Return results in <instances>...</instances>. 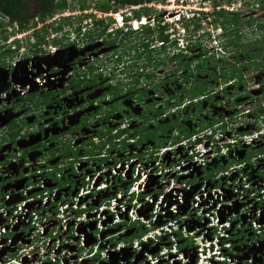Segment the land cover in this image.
I'll return each instance as SVG.
<instances>
[{
    "label": "built area",
    "instance_id": "built-area-1",
    "mask_svg": "<svg viewBox=\"0 0 264 264\" xmlns=\"http://www.w3.org/2000/svg\"><path fill=\"white\" fill-rule=\"evenodd\" d=\"M165 3L178 5L180 21L202 18L203 13L214 17L216 11L235 6H215L216 0ZM125 12L131 15L129 8ZM94 13L96 18L91 11L73 12L69 7L44 20L35 18L29 29L20 31L15 23L0 33V55L17 53L5 59L7 68L2 69L10 77L0 95V110H7L11 97L18 100L31 92L27 78H34L38 59L51 60L59 51L52 43L78 27L84 14H89L82 25L84 33L95 19L109 16ZM121 21L118 18L122 26ZM178 31L179 46L185 50L190 44L187 37L194 42L203 33L190 36L181 23ZM37 35L45 42L39 43ZM71 37L79 49L84 48L77 35ZM64 68L68 71L71 66ZM60 71L52 76L45 73L36 81L41 86L57 81ZM251 101L250 110L232 117L224 112L218 122L197 129L191 138L169 141L162 148L102 156L109 159L105 165L88 157L57 159L25 151L22 137L27 133L18 120L10 129L0 118V137L16 138L0 150V264H260L264 260V114L254 111L257 98ZM239 115L244 124L236 122ZM71 161L75 163L70 165ZM219 166L223 168L218 171ZM153 200L160 210L147 216L144 209ZM137 223L149 231L139 239L125 238ZM163 240L157 254L149 255L141 246L133 251L139 244L154 246ZM141 253L145 257L137 263Z\"/></svg>",
    "mask_w": 264,
    "mask_h": 264
},
{
    "label": "flooded vegetation",
    "instance_id": "flooded-vegetation-1",
    "mask_svg": "<svg viewBox=\"0 0 264 264\" xmlns=\"http://www.w3.org/2000/svg\"><path fill=\"white\" fill-rule=\"evenodd\" d=\"M66 1L68 3V8L70 7L73 12H76L77 8H79L80 11H85V9H87L90 5L88 2L89 0ZM221 1L229 4H234L235 2V4H240L243 7L246 5L244 9L246 7L248 8L249 3H252V8H255L256 11H261L264 15V0H243L242 3L238 0H216V2ZM61 3L62 0H56L55 7L57 4ZM103 3L108 4L107 2ZM164 3L165 0H156L154 2H151V0H145L140 4H146V6H149ZM108 5L117 9L129 6V4L124 3L123 0H110V4ZM25 6L28 7L29 13L32 14H43V12L47 9L45 5L40 3L38 0H16V2H10V0H0V29L3 31L5 30L7 24L11 25L12 22L19 21L21 18L23 19L25 13L24 9L26 8ZM12 9H15L17 18H12L7 14H2ZM147 11L151 12L148 18L153 19V22H150L149 24L157 22L159 26L163 28V20L166 16H162L163 18H161V16H154L152 15L151 10L140 9L138 12H134V19H137L138 17L136 18V16L139 14L142 15L143 13V15H145L144 13ZM88 15L89 14H84V17H82L78 22L81 27H76L74 29V31L82 37L80 42L84 44V48L72 51L68 54H72L74 58L76 57L65 64V67L71 66V68L67 71H70L69 73L72 72L71 75L67 76L68 79L64 82L59 80L60 83L56 84L55 88L51 90L44 89L36 93H25L22 94L18 100L11 97L12 99L10 100L11 105H9V111H11L12 114H14V111L21 114H17L19 126L21 131H26L27 133L22 137L23 140H25L24 144L28 143L27 145L30 146L26 151L29 150L36 152L38 155L42 154L47 157L52 156V158L56 156L57 159H63L68 156L67 153L69 150H72V152L79 151V154L84 155V145L91 142L98 148V152L102 153L104 144L107 146L109 143H113L115 146L116 144H119L121 140V138L118 137L119 127L124 121L129 123L130 130L140 129L141 134H144L145 136H149L150 132H152V136L156 137L155 141L166 137V135L161 134V128L159 126H164V124L170 125L175 122L172 118L166 119V121H169L168 123H164V120L161 119L163 116L162 113L164 112L163 108L166 107L167 98L156 102L155 97L159 98V94L155 93V96H149V91L151 90L150 85L152 84L158 86V89H161L164 86H172L173 89H176L173 94L175 96L178 92H182L184 89L183 86L186 84L184 81L185 71L183 73V70L187 59H185L184 55L177 50L175 41L170 39L171 35H169V33L171 31L168 30L170 26L164 31V36L169 37V42L159 38V26L155 29H153V27H144L139 29L136 33L123 32L121 34L109 27L103 35L102 29L95 26L94 28L88 29L84 33L82 25L84 21L88 19ZM227 16L240 18V16L244 15L242 10H238L234 7L233 12L225 13L224 18H227ZM243 19L246 20V17H243ZM226 20L229 22L234 21H230L229 18ZM253 21H255V23L251 26L253 29L250 31L258 30V32L262 35L261 30H259V25L264 24V22H259V20ZM26 23H28V21ZM240 27V24L235 25L229 23L228 30L233 33L232 37H227L229 41H236L234 37L237 36V32L240 35L242 34V32H240ZM149 29L155 30L156 34L152 36ZM140 33H145L146 36L142 39H137L135 35H139ZM94 34L101 35V39L95 43H88L90 36ZM114 41L116 42L113 45L106 44ZM231 47L232 49L235 48L232 45ZM193 51L201 52L196 55L195 60L193 58L187 60L188 62H193L191 66L193 74L195 76L199 73L207 74V69L203 65L204 61L207 60L205 52L199 48H195ZM137 55H142V57L138 59L136 57ZM5 59V57L0 58V95L3 94L5 85L7 84L6 81L10 77L9 73L3 72V70L5 71L7 68V62ZM233 61V59H230V63H234V65L238 66V64ZM210 62L211 61L209 60V64ZM172 64L175 66L176 71L168 75L160 74V70L165 69ZM204 69H206L205 72H203ZM212 74L213 73L210 74V77H212ZM194 75L191 77V87H194V85L196 86L198 82H205L204 78L198 81L195 80ZM118 83H122L123 85H126L125 87H128L127 90H129V92L124 89V92L128 94H120L116 92L118 91ZM174 84H177L176 88ZM145 86L146 88H144ZM98 87L106 90L105 93L103 91L104 94L102 93L105 98L107 97V99H109L111 97V99H113L112 102L114 103L107 107L108 112H110V106L117 108V111L113 113V115H108V113L103 110V108L106 107L103 106L100 107L99 111L95 110L93 113H86V107H94L97 101H99L98 99H100L98 98L95 100L97 97L94 99H88L87 96L89 94L87 95V93L94 91V89H97ZM195 90H197V87ZM146 91V95H143L141 99L138 98ZM71 94L82 98L80 106L75 107L73 110L67 108L63 102V97L67 95L70 96ZM173 95L170 97H174ZM103 96H101V98ZM36 99L42 100L43 102H37ZM24 100L31 104L32 107L23 105ZM30 100H35L37 103L33 104L29 102ZM214 101L215 98H213V101L207 100L202 103L203 105L200 104L201 109H198V107L195 109V111L191 114V117L194 118L196 123H206L205 120H200V118H202L203 115H210L212 113V108L218 104L217 100L216 102ZM126 102H129L127 111L130 116L127 119L122 116L121 121L117 120L119 125L116 128L111 129L103 127L99 131H95L92 136H90L89 133L85 134L86 131L93 129V126L98 123V120H100V123L105 120L116 121L115 117L120 114L119 112L122 111L120 110L121 108H125ZM2 104L3 102H0V108ZM204 104L208 105L207 109L203 108ZM135 106H137V109H141V112L138 114L136 109H133ZM159 106L162 107L158 108ZM74 112L77 113V124L70 127L66 124V120L72 113L74 114ZM11 123L12 121L9 124ZM173 128H182V125L177 124ZM15 139L16 138L14 136L11 138L0 137V150L5 144H12ZM138 139L139 138H137V140ZM93 145H88V150H93ZM100 155L101 154L97 155V157ZM260 264H264V260H262Z\"/></svg>",
    "mask_w": 264,
    "mask_h": 264
},
{
    "label": "clouds",
    "instance_id": "clouds-1",
    "mask_svg": "<svg viewBox=\"0 0 264 264\" xmlns=\"http://www.w3.org/2000/svg\"><path fill=\"white\" fill-rule=\"evenodd\" d=\"M238 1L241 2V3L243 2V0H238ZM88 2H89L90 5L85 10L91 11V15L90 16H93L92 18H96V14L94 12H98V11H100L98 13H104V14H109L110 15V16H108L104 20H96L95 19V22L96 21H105L106 23L109 24V22H107V19H111L110 17L112 16V14H114L113 15V21L112 22H115V23H112L111 22L110 23V25H111L110 28L113 29L112 28L113 26L116 27L114 29L115 31H117V30H123V31H125L124 28H125L126 24L129 27V29H131V27H132V29H133L134 32H137L139 29L144 28V27H151L152 24H154V23L149 24L150 23L149 22L148 24L139 26V24L140 23H143L145 21V18L148 17V16L143 15V13H142V16L140 18H137L136 17L137 19H134V17H133L134 12H138V10L142 9V7L139 8V9H137L136 7H138L140 5H146V4L126 6L123 9L121 8L120 10L117 9V8H112L110 11H102L101 9H99L97 7V5L99 3L96 4L94 2V0H89ZM103 2H107V3L110 4V0H102V2H100V3H103ZM222 5L228 6L229 8H232V6L235 5V2H234V4H229V3H226V2L221 1V2H216V5L215 6H222ZM128 8L130 9V12H131V15L130 16H127V12H125L126 9H128ZM66 9H68V7ZM66 9L58 10V11L54 12L51 15H54L55 13L60 12V11H64ZM91 9H93V10H91ZM227 12H233V10L232 9H230V10L223 9V10L216 11L215 14H214V17H211V15H209L208 13H203L202 14V18H199V19H193V18L187 19L186 17H183V19L181 21L178 20V18L176 17L177 14H178V13H176L173 18L172 17L169 18V19H174V21H169L168 19L167 20L166 19L163 20L164 21L163 22L164 23L163 24V27L166 28V27H169L170 26V28L168 29L169 31H171L169 33V35H171L170 39H172L173 41H175V44L177 45V50L180 51L184 55V58L187 59V60H190L191 58H193L195 60L196 59V55L198 53H201V52H195V51H193L196 46H199L197 48L202 49L205 52L206 59L207 60H212L213 63L216 61V59H218V57H222L223 59H229L228 58L229 56H233L236 59L237 56H238L237 54H239V53L238 52H234L233 49L232 50L228 49L229 45L226 43L227 42L226 41L227 37L225 36L227 32H226V29L222 25V22L224 20V17H222L221 15L224 14V16H225V13H227ZM51 15H48V16H51ZM116 15H118V16H116ZM37 17H40L42 20H44L42 18V16H40V14H37V15H34L33 18H31L28 21V23H26V26L28 28H21V25H20V22L19 21L12 22L11 25L10 24H7L5 28L13 27L14 24L16 23L18 25L20 31L29 29L31 27L34 19L37 18ZM118 18H122V21H121V23H123L122 26L120 25V23H118ZM165 18H167V17H165ZM207 18H212V21L210 22L208 20H205ZM179 23H181L183 25V27L189 32L190 36H191L192 33H193L192 36H197L198 34L195 35L194 32L195 33H200V31H202L205 27H207L206 30H205V32H203L201 34L200 38H198L194 42H191V40H192L191 37H187L186 38V41L190 43L188 45V47H189L188 50L182 49L179 46V37H178V34H179L178 24ZM204 23H206V25H204ZM131 24H132V26H131ZM197 25L199 26L198 28H196ZM95 26L96 25L94 23V26L92 28H94ZM80 27H81V25L78 26V28H80ZM211 29H212L213 32H216V33L214 34L212 32H208L207 31V30H211ZM60 30H62V28H60L58 31H60ZM250 32L251 31H249V33ZM72 34L77 35L78 38H80V39L82 38L78 33H76L74 31V29L71 30V31H68V32H66V33L63 34L64 39L60 42L59 45H57L56 42H53L52 43V45L54 44L55 46L59 47V51L57 52L56 55L52 56V59L51 60L42 59V58H39L38 59L37 65H36V73H35L36 75L34 74V78L33 79H31L30 77L27 78V79H29V82L32 83V90H31L30 93H36V92L41 91V90H44V89H46V90L54 89L55 86H56V84H59L60 83L59 80L62 81V82H64V81H66L68 79L67 76L72 74V72L69 73L70 71L67 72V70L65 68H64L65 71H62V69H61V67H64V65L67 64L70 60H73V59L76 58V57L74 58L72 56V54L69 55V56H66L67 55V52L70 51V50L71 51L80 50L78 48V44L76 43V41H73L72 40V37H71ZM214 38H215V40H214ZM203 39H206V40L211 39L212 41L209 43V46H207L206 44H204V43H206V40L203 41ZM38 42L39 43H42V42L44 43L45 40L43 38L42 42H40L39 40H38ZM212 44H215V45L214 46H210ZM188 52H190L191 54L189 55ZM221 54H223V55H221ZM60 56H63V57H62V60L59 61L58 59H59ZM187 60L185 61V63L187 62L190 65V68H191L193 62L192 61L191 62L190 61L188 62ZM235 62L236 63H239L237 60ZM58 71L61 72L59 76H61L62 79L60 77L59 79H57V81L48 82V83H45L42 86L36 81L37 79L41 78L45 73H49L52 76V75L58 73ZM183 73H184V70H183ZM191 73H192V76H193L194 74L192 72V68H191ZM220 82H221V80H220ZM263 82H260L261 83V87H264L263 86ZM200 83H202V82H200ZM198 84H199V82H198ZM229 84H231V83H229ZM228 86H226V87L229 88ZM183 88L184 89L182 90V92L181 91L178 92V94L175 97H168L167 98V100H166V107L163 108V111L164 112L162 113L163 116L161 117V119L165 120V119H168V118H172L175 121H178L179 120L177 124L182 125V128L184 126L186 128H188L189 131L191 132V136L189 138H191L192 135H194L197 132V129L198 130L206 129L207 127L212 126L216 122H218L219 119L218 118H215L209 124L208 123L199 124L200 122L199 123L198 122L196 123L195 120H194V118L191 117V114L195 111V109L198 106H200V104H202L203 102H205L209 98H211L212 95H210V92L208 91L206 94L201 95V96L193 99V98H191V94L188 96V92L191 91V89L193 90V87H191L190 85H188V86L184 85ZM185 88H187L188 90L186 91ZM217 91L219 93V89H217ZM253 91H255V90H253ZM214 92H215V90H214ZM245 92H247V94H248V91L247 90H244L243 92H240V94L243 93L245 95ZM256 93H258V92H256ZM240 94H239V96H242ZM263 96H264V89H263L262 94L257 98V104H259V105H257V106L254 107V111L261 112V113L264 114V98H263ZM248 98L249 97L247 96L246 98L243 99V101L244 100L247 101ZM251 98H255V94L254 93H253V96H251ZM188 110H190V111L189 112H185V111H188ZM5 111H6V113H5ZM5 111L4 110H0V118H1L2 122H6V125L10 129H12V128H14L16 126L17 120H19V119H17V117H18L17 114H20V113L14 111V114H12V113L11 114H8L9 107ZM173 111L175 113H173ZM181 112H185V113L181 114ZM2 113H4L5 115L2 114ZM14 116H15V118H14ZM11 121H12V123L9 124ZM189 121H191V122H189ZM187 122H189V123L187 124ZM256 123L257 122H255L254 124H256ZM125 129H127V130L130 129V125H129L128 122H125L124 121V122H122L121 126L119 127V132L120 131H123ZM179 129H181V128H173V132H172V135H171V139L169 141L176 142L178 140H182L183 138L184 139H188L187 137H184L181 134V131ZM122 140H124V138H122ZM131 141H134V139L131 138ZM24 146H26L27 148H29V146L26 145V144H24ZM129 147H132V149H129L128 148L129 149L128 152L130 150H136L132 143H131V145H129ZM152 147L155 148L154 145L151 146V148ZM146 148H147V146H141V149L140 150L141 151H144ZM117 150H118V148H116L115 151L113 150L112 152H109L108 151V148H103V152L100 153V152H98V149H95V150H93V151H95L94 154L87 155V156L84 154V155H79V157L80 156L81 157H88V158H90L91 161L96 162L97 164L100 163V164H104L105 165L107 163V157L106 158H103L102 156H105V154L107 156H109V155H114V154H118V153H123V152H121L119 150H118L119 152L116 153ZM25 151H26V149H25ZM99 154H101V155L99 157H97V155H99ZM66 158H69V157H65L63 159H66ZM117 159H118V157H117ZM143 228L145 229V231H144V234L142 236H144L146 234V232L149 231L145 227H143ZM142 236H139V237L135 236V237L132 238V240L133 239H139Z\"/></svg>",
    "mask_w": 264,
    "mask_h": 264
},
{
    "label": "rangeland",
    "instance_id": "rangeland-1",
    "mask_svg": "<svg viewBox=\"0 0 264 264\" xmlns=\"http://www.w3.org/2000/svg\"><path fill=\"white\" fill-rule=\"evenodd\" d=\"M94 2L97 4V3L102 2V0H94ZM251 4L252 3H249L248 8L246 7L245 9H244V7L246 6L245 4H244L245 5L244 7L241 6L240 4H235L234 7L236 9H238V10H242L244 16H240V18H235V17L232 18V17H229V16H227V18L225 17L226 19L229 18L230 21H233L234 20L233 22H230V24H235L236 25V23H234L235 22V19H237L240 22L239 24L241 25V27H240L241 29L240 28L239 29H240V32H242L241 37L238 38V36H235L234 39L235 40H240L241 39V41H243L244 45L246 44L245 43L246 40L247 41L248 40H254L255 38H257V36H255L254 33H249V31L252 30L253 28L252 27H249L247 25V22H250L251 20H257V21L259 20V22H261V21L264 22V15H263V13H261V11H256L255 8H252V5L253 4L252 5ZM142 10H151L152 11V15H154V16H166V17L169 16V18H171V17L173 18L174 15L177 12L180 11V8H178V5H172L171 3H169V4L164 3V4H156V5L143 6L142 7ZM98 12H100V11H98ZM98 14L102 15L101 13H98ZM34 15H37V14L34 13ZM113 15L114 14H112V16L110 17L111 19H107V22H109V25L113 21ZM243 17H246V20L243 19ZM248 18H250V19H248ZM241 20H243V21H241ZM112 23H115V22H112ZM131 26H132V24H131ZM139 26H141V24H139ZM158 26H159V24L156 22V23L152 24L151 27H153V29H155ZM112 28L115 29L116 27L113 26ZM206 28L207 27H205L200 32H205ZM236 29H238V28H236ZM124 30H125V31H123L124 33H136V32L133 31L132 27H131V29H129V27L127 26V24H126ZM139 32H141V31H139ZM213 33L215 34L216 32H213ZM141 34H143V35H141ZM194 34L197 35L199 33H195L194 32ZM192 35H193V33L191 34V36ZM144 36H146L145 33H140L139 35H135V37L137 39H142ZM243 38H245V39L243 40ZM234 39H231V40H234ZM205 40L206 39H203V41H205ZM211 41H212L211 39H208V40H206V43H204V44H206L207 46H209V43ZM226 41L228 42L229 40L226 39ZM56 43H57V45L60 44L59 41H56ZM214 45L215 44H212L210 46H214ZM260 47L263 48L264 45H262ZM260 47L259 48H256V47L252 48L251 49V53L258 52V50L260 49ZM71 52H72L71 50L68 51L66 56H69L68 54H70ZM238 53H239V55H241L240 52H238ZM16 55H17V53H12V54L1 55V57H5V58L12 59ZM221 55H223V54H221ZM62 57L63 56H60L58 60L59 61L62 60ZM228 58L229 59H223L222 57H218V59H216V61L214 63L212 62V60H210L211 61L210 64H209V60H207V63L205 64V68L207 69V71H206L207 74L206 73H202V74L199 73L195 77V80H197V81L198 80H201L202 78H204V79H207L208 78L207 79V82H209V84L207 82H202V84H203L202 86L204 88H207L209 90V92H211L210 95L217 96L216 98L213 96L215 98V101L214 102H216V100H217V103L218 104H216L212 108V113L210 115H203L202 118H200V120L203 119L208 124L212 120H214L215 118H220L221 116H223V113L224 112L227 115H231L232 114L231 115V117H232V116H235L238 113H241L245 109H249L250 110L252 108V106H253L252 101L251 100H247V101L244 100L243 101V99H238V101L236 103L237 106H235L234 104L233 105L231 104V108H230L229 102L232 103V101H228V99H232L231 96L233 97V96H236L237 95V97H238L239 92H243L244 90H247L249 93H251L253 90H255L252 93L255 94V98H258L262 94L263 89H264V87H260V88L258 87V85L260 84V82H263L264 81V71L258 69L256 66H253L252 67V66L246 65L245 68L241 69V71H242L241 73L244 76L245 84H243L241 86H237V83L234 84V85H231L232 83L229 84V86H228L229 88H226V90L229 91V95H228V97L227 96H224L222 94V89H221V86L222 85L221 86L220 85H215L213 78L210 77L211 76L210 74L211 73H213V74L216 73L219 76L220 74H222V71L224 69H229V68H232V67H236V65H234V63H230V59H233L234 61H236V59L233 56H229ZM240 60L243 61V62H246L247 59L240 58ZM174 71H176V68L172 64L169 67L160 70V72H161L160 74H164V75L167 74L168 75V74H172ZM223 83H224V81H221L219 84H223ZM177 84H174L175 88L177 87ZM150 87H151V90L149 91L150 92L149 93V96H152V95L155 96L154 95L155 93L156 94H159V98H156L155 97V101L156 102H159V101H161L164 98L170 97L171 95H173L175 93V90H176V89H173L172 86H169V87L164 86L161 89H158V86L152 84V85H150ZM144 88H146V86ZM223 88H225V86H223ZM127 89H128V87H126L125 91H127ZM177 89H180V88H177ZM217 89H219V93H218ZM214 90H215V92L213 93ZM103 91H104V93L106 92V90H103V89H101V87H98L97 89H94V91H92L90 93H87V95L89 94L87 97H88V99L89 98H93L94 99V98L97 97L95 99V100H97L98 98H101V96H103V94H104ZM119 91L121 92V94H128V93L124 92L123 90H119ZM256 92H258V93H256ZM190 94L191 93L188 92V96ZM173 96L175 97V95H173ZM263 98H264V96H263ZM63 99H64L63 102L65 103L66 107L69 108V109H71V110H73L75 107H79L80 104H81V102H82V98L81 97H76V96H74L72 94L70 96H68V95L67 96H64ZM225 99L227 101H225ZM36 100H37V102H39V101L43 102L42 100H38V99H36ZM98 100L99 101H97V103L95 104L94 107H86V110H85L86 113H90V112L93 113V112H95V110H98L99 111L100 107L103 106V107H106L107 108L110 104L114 103V102H112L113 99H111V97L109 99L105 100V101L104 100H101V99H98ZM240 104H243V105L240 106ZM128 105H129V102H126L125 108H121L120 109L122 111L119 112L120 113L119 115L116 114L117 115L115 117V120L116 121H113V120H105V121H101V123H100V120H98V123L93 126V129H91L89 131H86L85 134L89 133V135L92 136L93 133H95V131H99L103 127L111 128V129L116 128L119 125L118 122H117V120L121 121L122 116L124 118H126V119L130 116L129 113H128V111H127L128 110ZM161 107L162 106H159L158 108H161ZM203 108L204 109H207L208 108V105L204 104ZM133 109H136L137 114L139 112H141V109H137V106H135ZM189 111L190 110L185 111V112H189ZM185 112H181V114H183ZM173 113H175V112L173 111ZM76 115H77V113L74 112V114L72 113L69 116V118H67L66 124L68 126L73 127L74 125L77 124V121H76V117L77 116ZM168 122L169 121H166V119L164 120V123H168ZM189 122H191V121H189ZM189 122H187V124ZM236 122H238L239 124L240 123H243L244 124L245 123V119L239 115L238 118L236 119ZM248 125L250 126V125H254V124L251 123V122H248ZM23 141H25V140H23ZM92 147L94 148L93 150L96 149L94 145ZM116 148H118V147H116ZM129 149H132V147H129ZM118 150L120 151L121 148L120 149L118 148ZM118 150L116 151V153L119 152ZM79 155H82V154H79ZM105 156H107V155L105 154ZM107 160H109V159L107 158ZM124 184H125V188H126L127 187V183H124ZM149 192L150 193H153L152 189H149ZM106 198H108V197H106ZM153 198H156V195ZM159 210H160L159 204H157L156 201L153 200V202L151 203V206H148L146 209H144V211H145L144 213H146L147 216H149L150 214L152 216H154L153 213L156 212V214H157V212H159ZM143 231H145V229H143ZM137 234H138V232H137L136 228H133L130 231H127L126 234H124V235H125V238H130V237L137 236ZM163 243H164V240L162 242L155 243L154 246H151L150 244L149 245L148 244H139V248H136L135 250H133V248H130L129 247L128 248L129 249L128 251L133 250L135 252H138L141 249V247H143L144 250L147 251V253L149 255L150 254H157V253H159L160 248H161V245ZM139 255H137V256H139ZM144 257H145V253H141V255L139 256V260L137 261V263L140 262V261H142V259Z\"/></svg>",
    "mask_w": 264,
    "mask_h": 264
},
{
    "label": "trees",
    "instance_id": "trees-1",
    "mask_svg": "<svg viewBox=\"0 0 264 264\" xmlns=\"http://www.w3.org/2000/svg\"><path fill=\"white\" fill-rule=\"evenodd\" d=\"M12 1L16 2V0H10V2H12ZM20 1H23V0H20ZM38 1L40 3H42V4H44L45 7L47 8L45 10V12H43V14H40V16H42L43 19H45L48 15H51V14H53L54 12H56L58 10H63V9H66L68 7V3H67L66 0H62V3L61 4H57L56 7H55L56 0H38ZM144 1L145 0H123V2L126 3V4H129V6L139 5L141 2H144ZM154 1H156V0H151V2H154ZM108 4L99 3L97 5V7L99 9H101L102 11H110L112 9V7H110ZM25 7H26L24 9L25 13H24V16H23L24 18L23 19L22 18L19 19V21L21 22L20 23L21 24V28H28L25 25V23L27 21H29L31 18H33V16H34V14L29 13L28 7L27 6H25ZM150 13H151L150 11H147L144 14L146 16H150ZM2 14H5V15L7 14V15L11 16L12 18H17V15L15 13V9H12L10 11H6V13H2ZM141 16L142 15L139 14L136 17L140 18ZM221 16L224 17V14H222ZM229 23L230 22L227 21V20H223V22H222V25L226 29V32H227L226 35H225L226 37H229V36L232 37L233 36V33L229 32V30H228ZM234 23L239 24L240 22L237 19H235ZM254 23H255V21L251 20L250 22H247V25L249 27H251V26L254 25ZM95 25H96L97 28H99V29L101 28L102 29V35L106 33V31H107V29L109 27H111V25H109L105 21H96ZM198 27L199 26L197 25L196 28H198ZM0 28H1V26H0ZM167 28L168 27L161 28L159 26L158 27V31H159V38L161 40H165V41L169 42V39H168L169 37L164 36V31ZM149 30H150V33L152 34V36L156 34L155 30H151V29H149ZM259 30H261L262 35H261V33L258 32V30L251 31L250 33H254V35L257 36V38H255L254 40H248V41L246 40L245 41V43H246L245 45H244L243 41H241V39L240 40H236V41H228L227 42L228 45H229L228 49L232 50V47H231V45H232V46L235 47V48H233L234 52H240L241 55H238L237 58H236V60L239 62V63H237L238 66L236 65V67H232V68H229V69H224L222 71V74H220L219 76L216 75V73L212 74V78L214 80L215 85H220V86L222 85L221 89H222V94L224 96L228 97V95H229V91L226 90V88H227L226 86H228L229 83H232L231 85H234V84L237 83V86H241V85L245 84L244 76L241 73L242 72L241 69L245 68L246 65H249V66H252V67L256 66L258 69L264 71V49H263L264 47L263 48L260 47V46L264 45V24H260L259 25ZM116 32L121 34V33H123V30H117ZM0 33H2V29H0ZM236 34H237L238 38L241 37V35L238 32ZM101 37H102L101 35L94 34V35L90 36L88 43H95L99 39H101ZM37 39L40 42H42V40H43V38L40 37L39 35H37ZM244 39L245 38H243V40ZM115 42L116 41L110 42V43H106V44L107 45H113V44H115ZM197 47H199V46H196L195 48H197ZM254 47H256V48L260 47V49L258 50V52L251 53V49L254 48ZM136 57L139 59L140 57H142V55H137ZM240 58L247 59L246 60L247 63L241 61ZM206 63H207V60L204 61V64H203L204 67H205ZM184 66H185L184 67V71H185V74H184V78L185 79H184V81L186 82L185 85L188 86V85L192 84V81H191L192 73H191L190 65L188 63H185ZM205 71H206V69H204L203 72H205ZM220 80L224 81V83L223 84H219ZM205 82H207V80H205ZM207 83L209 84V82H207ZM118 84H119L117 86L118 91H116V92L121 94V92L119 90H123L124 91V89H126V87H125L126 85H123L122 83H118ZM202 85H203L202 83L196 84V86L194 85V87H193L194 90L191 89V91H189L191 93V98H193V99L197 98V97H199L201 95L206 94L209 91L207 88H204ZM223 86H225V88H223ZM263 86H264V82H263ZM196 87H197V90H195ZM185 90L187 91L188 89L185 88ZM127 92H129V90H127ZM146 94H147V91L143 92L138 98L141 99V97L143 95H146ZM239 94H240V92H239ZM239 94H238V97L236 95L232 99H230V101H232V103L229 102L230 106H231V104L232 105L234 104L235 106H237L236 103H237L238 99H244V98H246L248 96L247 92H245V95L243 93L240 94L242 96H239ZM106 95H108V94H106ZM134 95H136V94H134ZM248 97L250 98V100H252V98L250 96H248ZM213 98L214 97L211 96V98H209L208 101H213ZM100 99L105 101L107 99V97L105 98V96H103ZM29 102H31L33 104L37 103L35 100H30ZM23 105L31 106V104H29L26 100L23 101ZM110 107H111L110 112L107 111L108 108H103V110L106 113H108V115H113V113H115L117 111V108H114V106H110ZM198 109H201V106H198ZM178 121H175V122L171 123L170 125L169 124H164V126H159L161 128V134L166 135V137L161 139V140L155 141L156 137L152 136L153 135L152 132H150L149 136H145L144 134H141V132H140L141 130L140 129L139 130L138 129H135V130H130V129L127 130V129H125L123 131H120L119 134H118V137L121 138L119 144H116V146H115V145H113V143H109L108 146L106 144H104L103 147L104 148L108 147V151L112 152L113 150L115 151V149H116L115 147L119 146L121 148V150H120L121 152H128L129 145H131V143H130L131 138H133L134 139V143H132V144H133V146L135 147V149L137 151H139L141 149V146H147V148L150 149L151 146L154 145L155 148H161L164 145H166L169 142V140L171 139V135H172V132H173V127H175L177 125ZM179 130L181 131V134L184 137L189 138L191 136V132L185 126L183 128H181V129H179ZM122 138H124V140H122ZM137 138H139V139L137 140ZM88 145H93V144L91 142H89V143L84 145L83 149L85 151L83 150V152H84V154L86 156L87 155H92V154L95 153V151H93V150H88L89 149V148H87ZM95 148L98 149L97 147H95ZM67 155H68L67 157L75 160V159L79 158V151H73L72 152V150H69ZM144 155H145V153H144ZM141 156L142 155L139 154V157H141ZM73 163H75V161L69 162L70 165H73ZM222 168H223L222 166H219V168H216V169L219 171ZM138 225L139 224L137 223V224H135V227H134V228H136V230L138 232L137 237L142 236L144 234V231H143L144 228L142 226H138Z\"/></svg>",
    "mask_w": 264,
    "mask_h": 264
},
{
    "label": "bare ground",
    "instance_id": "bare-ground-1",
    "mask_svg": "<svg viewBox=\"0 0 264 264\" xmlns=\"http://www.w3.org/2000/svg\"><path fill=\"white\" fill-rule=\"evenodd\" d=\"M147 21V22H146ZM153 21V19H148V17H146L145 18V21L143 22V23H140L141 24V26L142 25H145V24H148L149 22H152Z\"/></svg>",
    "mask_w": 264,
    "mask_h": 264
}]
</instances>
